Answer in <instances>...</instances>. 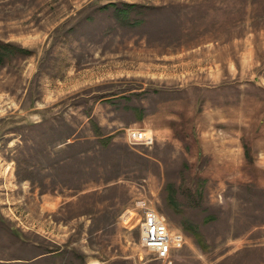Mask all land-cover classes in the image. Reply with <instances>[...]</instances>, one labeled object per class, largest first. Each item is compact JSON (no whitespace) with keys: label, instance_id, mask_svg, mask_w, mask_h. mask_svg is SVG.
<instances>
[{"label":"rangeland","instance_id":"374dc122","mask_svg":"<svg viewBox=\"0 0 264 264\" xmlns=\"http://www.w3.org/2000/svg\"><path fill=\"white\" fill-rule=\"evenodd\" d=\"M0 44V264H264V0H0Z\"/></svg>","mask_w":264,"mask_h":264},{"label":"built area","instance_id":"2783aa9c","mask_svg":"<svg viewBox=\"0 0 264 264\" xmlns=\"http://www.w3.org/2000/svg\"><path fill=\"white\" fill-rule=\"evenodd\" d=\"M125 131L130 145L147 147L154 142L151 130L145 127L129 126ZM131 210L138 213L141 219L140 245L156 253L157 258L170 263L172 252L186 242L183 232L172 230L166 217L156 209L152 199L146 195L139 194L135 197Z\"/></svg>","mask_w":264,"mask_h":264},{"label":"trees","instance_id":"16d2710c","mask_svg":"<svg viewBox=\"0 0 264 264\" xmlns=\"http://www.w3.org/2000/svg\"><path fill=\"white\" fill-rule=\"evenodd\" d=\"M5 50H6V52L9 51L8 49H6V45L0 44V62L2 61ZM20 51L21 52H28L26 49H21ZM108 138H110V136H108L106 139L101 138V141H107V140H109ZM196 239H197V242L200 244L201 241H200L198 236Z\"/></svg>","mask_w":264,"mask_h":264},{"label":"bare ground","instance_id":"6f19581e","mask_svg":"<svg viewBox=\"0 0 264 264\" xmlns=\"http://www.w3.org/2000/svg\"><path fill=\"white\" fill-rule=\"evenodd\" d=\"M139 220H140V222H141V219L139 218ZM140 225V224H139ZM145 250H147V251H150V252H153V251H151V250H149V249H147L146 247H143ZM154 253V252H153ZM155 255H156V253H154ZM157 256V255H156ZM158 259H160V258H158ZM161 261H163L162 259H160ZM164 262V261H163Z\"/></svg>","mask_w":264,"mask_h":264}]
</instances>
